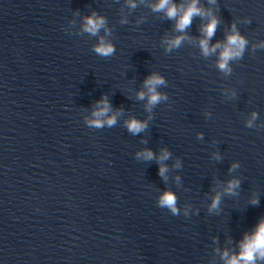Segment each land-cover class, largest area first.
Returning a JSON list of instances; mask_svg holds the SVG:
<instances>
[{
    "label": "water",
    "instance_id": "obj_1",
    "mask_svg": "<svg viewBox=\"0 0 264 264\" xmlns=\"http://www.w3.org/2000/svg\"><path fill=\"white\" fill-rule=\"evenodd\" d=\"M135 2L0 0V264H225L222 253L239 252L264 219V48L253 52L264 0H200L220 19L210 45L225 43L233 22L249 42L229 75L219 49L205 57L199 46L208 18L195 16L169 52L176 20L152 10L158 0ZM93 12L106 18L111 57L81 32ZM153 72L169 99L149 113L137 93ZM105 96L117 123L89 128ZM132 117L148 128L129 133ZM146 148L171 153L167 181L157 160L136 158ZM232 179L240 187L228 194ZM166 189L178 216L157 205Z\"/></svg>",
    "mask_w": 264,
    "mask_h": 264
},
{
    "label": "clouds",
    "instance_id": "obj_2",
    "mask_svg": "<svg viewBox=\"0 0 264 264\" xmlns=\"http://www.w3.org/2000/svg\"><path fill=\"white\" fill-rule=\"evenodd\" d=\"M209 4H215L216 0H208ZM130 8L137 7L135 0H128ZM152 10L155 12H165L169 19L176 20L175 30L181 35H177L174 38H166L164 44L166 45V51L179 48L183 41L188 38L186 36V29L190 27L192 20L195 16L201 18H208V22L201 26L202 38L199 40V46L202 54L205 57L218 53L217 68L226 75L231 74L232 68L230 67V61L242 59L248 46V40L241 35L237 29L236 23L233 22L231 31L226 36V42H217L214 45H210L212 37L215 35L216 29L220 23V19L214 14L211 8L205 9L200 6V0H188L187 3H181L177 5L174 0H158L157 3L151 5ZM126 22V21H122ZM245 23H251V18H246ZM104 30L105 35H100L101 30ZM82 33H87L93 37H99L98 42L93 45L92 51L103 58L111 57L115 54V46L107 39V36L111 34L110 29L107 27L106 18L93 12L91 15L83 17ZM257 47L264 48V42L253 45V52ZM162 87H167V81L161 74L157 72L151 73L143 83L144 90L137 93L139 100H146L145 108L151 113L153 108L161 103L167 102L169 97L166 92L160 91ZM232 95H235L233 91ZM112 111L111 104L105 96L102 100L97 102V107L93 110L91 118H86V125L89 128L102 129L105 126L111 128L117 123V117L120 112L109 115ZM151 119V117H149ZM258 118V113L253 112L251 119L247 121V127L252 128L254 121ZM125 126L129 133L138 135L148 128V122L146 120H140L135 117L127 119ZM202 137L203 134L201 133ZM171 153L167 149H163L161 154L157 157L151 149H143L136 153L137 159H143L144 161L157 160L160 164L158 175L167 181L168 166L163 162L168 160ZM216 159H220L219 153L215 154ZM175 167H180V162L177 160ZM238 167V164H233L231 170ZM179 181V177H177ZM240 187L239 179H232L227 183L225 191L228 194H235V190ZM253 204H258V198H253ZM220 204V194L218 193L210 205V211L217 209ZM158 207L167 209L172 215H179L178 198L171 189L164 190L157 199ZM185 215L188 213V209L184 210ZM222 259L225 264H259L264 261V219H262L257 225L256 229L252 233H246L243 240L239 243V252L229 253L225 250L222 253Z\"/></svg>",
    "mask_w": 264,
    "mask_h": 264
}]
</instances>
